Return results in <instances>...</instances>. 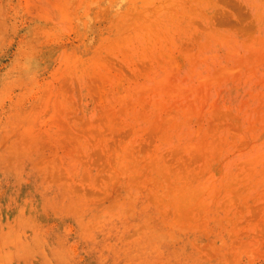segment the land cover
<instances>
[{"label": "rangeland", "instance_id": "rangeland-1", "mask_svg": "<svg viewBox=\"0 0 264 264\" xmlns=\"http://www.w3.org/2000/svg\"><path fill=\"white\" fill-rule=\"evenodd\" d=\"M0 264H264V0H0Z\"/></svg>", "mask_w": 264, "mask_h": 264}]
</instances>
